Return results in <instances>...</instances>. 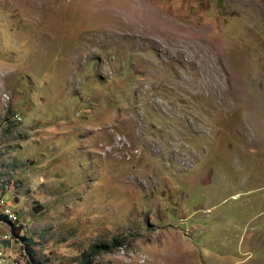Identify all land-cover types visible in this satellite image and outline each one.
Wrapping results in <instances>:
<instances>
[{"label":"rangeland","instance_id":"rangeland-1","mask_svg":"<svg viewBox=\"0 0 264 264\" xmlns=\"http://www.w3.org/2000/svg\"><path fill=\"white\" fill-rule=\"evenodd\" d=\"M0 198L19 264H264V0H0Z\"/></svg>","mask_w":264,"mask_h":264},{"label":"built area","instance_id":"built-area-1","mask_svg":"<svg viewBox=\"0 0 264 264\" xmlns=\"http://www.w3.org/2000/svg\"><path fill=\"white\" fill-rule=\"evenodd\" d=\"M4 210H10L14 213V218H15V224L17 222L16 219V212L11 208V206L7 203H5V206L3 207ZM5 241V237H0V241ZM8 248L6 247H0V264H19L13 260V257L10 258L8 257Z\"/></svg>","mask_w":264,"mask_h":264},{"label":"trees","instance_id":"trees-1","mask_svg":"<svg viewBox=\"0 0 264 264\" xmlns=\"http://www.w3.org/2000/svg\"><path fill=\"white\" fill-rule=\"evenodd\" d=\"M7 218H8V216H6L5 214L0 215V219L4 220V221H6V222H9L10 220H9V218H8V220H9V221H8ZM11 231H12V236H14L13 233H14L15 235H18L17 230H16V228H15L14 225L12 226ZM24 240L27 241L26 247H27V249H28V254H29V256L31 257V260L34 261L33 251L30 249V246L33 244V240H32V239H26V238H24ZM5 244L8 246V245L10 244V241H6Z\"/></svg>","mask_w":264,"mask_h":264},{"label":"bare ground","instance_id":"bare-ground-1","mask_svg":"<svg viewBox=\"0 0 264 264\" xmlns=\"http://www.w3.org/2000/svg\"><path fill=\"white\" fill-rule=\"evenodd\" d=\"M1 199V198H0ZM1 202V201H0ZM6 203V202H5ZM3 205V204H2ZM7 220H8V218H7ZM9 221V220H8ZM10 223V222H9ZM11 225V224H10ZM12 226V225H11Z\"/></svg>","mask_w":264,"mask_h":264},{"label":"clouds","instance_id":"clouds-1","mask_svg":"<svg viewBox=\"0 0 264 264\" xmlns=\"http://www.w3.org/2000/svg\"><path fill=\"white\" fill-rule=\"evenodd\" d=\"M12 233V232H11Z\"/></svg>","mask_w":264,"mask_h":264}]
</instances>
